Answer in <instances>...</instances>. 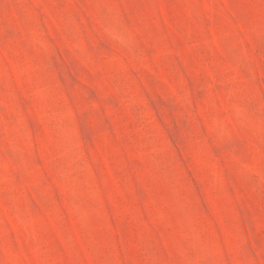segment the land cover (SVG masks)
<instances>
[{
	"label": "rangeland",
	"instance_id": "1",
	"mask_svg": "<svg viewBox=\"0 0 264 264\" xmlns=\"http://www.w3.org/2000/svg\"><path fill=\"white\" fill-rule=\"evenodd\" d=\"M0 264H264V0H0Z\"/></svg>",
	"mask_w": 264,
	"mask_h": 264
}]
</instances>
